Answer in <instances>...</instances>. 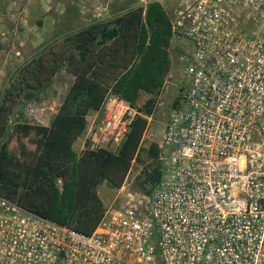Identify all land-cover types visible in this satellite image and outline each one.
Masks as SVG:
<instances>
[{
    "label": "built area",
    "instance_id": "2783aa9c",
    "mask_svg": "<svg viewBox=\"0 0 264 264\" xmlns=\"http://www.w3.org/2000/svg\"><path fill=\"white\" fill-rule=\"evenodd\" d=\"M163 1L181 88L158 180L121 186L89 234L0 194V264H264V0ZM141 114L108 92L105 145Z\"/></svg>",
    "mask_w": 264,
    "mask_h": 264
},
{
    "label": "trees",
    "instance_id": "16d2710c",
    "mask_svg": "<svg viewBox=\"0 0 264 264\" xmlns=\"http://www.w3.org/2000/svg\"><path fill=\"white\" fill-rule=\"evenodd\" d=\"M171 38L164 6L150 0L66 33L19 66L0 99V194L31 212L91 233L105 209L97 186L104 180L121 185L155 99L145 102L116 150L92 148L87 142L77 153L73 144L86 129L89 112L100 111L108 92L133 106L142 92L158 93L170 70ZM63 68L74 80L50 123L11 125L15 107L20 104L22 113ZM25 137L34 148L27 147ZM12 139L18 151L9 148ZM158 152L157 143L147 148L148 158L157 164L146 173L149 187L142 191L149 192L159 178Z\"/></svg>",
    "mask_w": 264,
    "mask_h": 264
},
{
    "label": "rangeland",
    "instance_id": "374dc122",
    "mask_svg": "<svg viewBox=\"0 0 264 264\" xmlns=\"http://www.w3.org/2000/svg\"><path fill=\"white\" fill-rule=\"evenodd\" d=\"M148 0H0V99L9 81L25 61L37 55L44 47L60 39L66 33L74 31L95 20L107 19L120 14L123 10ZM163 1V0H162ZM164 3V1H163ZM174 45H188L181 39H175ZM175 59V54H172ZM74 76L65 68L54 75L45 90L28 101L21 113L17 105L11 115L10 124L15 121H27L34 124H49L57 112ZM181 74L170 70L163 87L155 95L142 92L137 100L143 113L145 102L154 98L151 113L147 117L140 148L132 159L130 167L120 186H112L104 180L97 186V192L104 207L109 206L121 186L131 190H143L149 187L144 181L146 173L156 166V161L148 158L147 148L151 143H159L173 103L179 96ZM87 115V127L75 140L73 147L80 153L89 146L107 147L116 150L118 146L106 144L107 134L100 130L101 116ZM28 148L34 144L25 137L22 139ZM9 148L18 151L15 139ZM143 183V184H142Z\"/></svg>",
    "mask_w": 264,
    "mask_h": 264
},
{
    "label": "crops",
    "instance_id": "0c3cea01",
    "mask_svg": "<svg viewBox=\"0 0 264 264\" xmlns=\"http://www.w3.org/2000/svg\"><path fill=\"white\" fill-rule=\"evenodd\" d=\"M148 1H150V0H148ZM148 1H146L145 3H147ZM158 1L162 3L161 0H158ZM145 3H144V4H145ZM97 114L99 115V114H100V111H99V112H93V115H97ZM46 125H48V124H46Z\"/></svg>",
    "mask_w": 264,
    "mask_h": 264
}]
</instances>
